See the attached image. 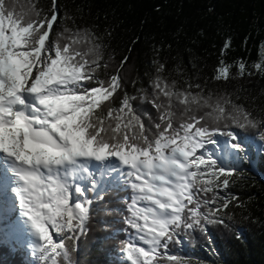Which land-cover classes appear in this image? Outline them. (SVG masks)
<instances>
[{
	"label": "snow or ice",
	"instance_id": "6c2138e0",
	"mask_svg": "<svg viewBox=\"0 0 264 264\" xmlns=\"http://www.w3.org/2000/svg\"><path fill=\"white\" fill-rule=\"evenodd\" d=\"M57 12L55 0L50 17L35 7L17 12L14 0H0V190L18 197L34 255L45 264H58L57 257L76 264V242L95 202L87 193L102 199V182L111 177L109 184L132 193L125 223L135 231L122 242L123 261L205 264L171 248L183 244L184 236L206 234V225L228 227L222 213L235 197L221 192L234 183L245 149L244 138L228 129H264V120L223 96L170 91L159 75L151 82L159 121L149 117L154 132L141 118L147 113L127 93L120 108L105 105L102 114L97 110L121 88V78L95 77L100 45L87 29L55 33ZM228 47L225 43L222 54ZM253 67L264 75V59ZM163 70L159 64L157 73ZM229 70L221 60L215 78L227 79ZM244 71L240 63V74ZM160 93L167 105L158 102ZM174 95L185 105L178 127ZM190 104L209 110L196 116ZM258 135L264 141V130ZM219 137L230 144L223 157L207 147ZM250 139L256 142V136Z\"/></svg>",
	"mask_w": 264,
	"mask_h": 264
},
{
	"label": "trees",
	"instance_id": "16d2710c",
	"mask_svg": "<svg viewBox=\"0 0 264 264\" xmlns=\"http://www.w3.org/2000/svg\"><path fill=\"white\" fill-rule=\"evenodd\" d=\"M55 4L59 21L54 24L55 33L65 28L73 32L87 29L100 45L95 77L104 81L113 75L121 78V88L97 110L102 114L107 113L105 105L120 108L127 93L135 97L133 106L147 113L141 118L154 132L149 117L159 121L151 103L155 99L151 82L159 75L170 91L223 96L254 119L264 120V75L253 67L264 59V0H55ZM14 5L17 12L35 7L49 17L53 10V0H14ZM225 43L229 47L222 54ZM221 60L230 70L227 79L218 80L216 69ZM240 63L245 64L243 75ZM159 64L164 70L157 73ZM158 102L167 105L163 93ZM184 107L174 95V127L179 126ZM190 107L196 116L209 110L194 104ZM112 123L115 125L114 120ZM228 130L248 139L257 137L262 129L232 126ZM255 158L262 177L248 171L242 162L245 170L234 172V183L221 192L235 197L222 213L228 227L206 225V234L194 232L191 239L184 236L183 244L172 247V252L198 257L205 264H264V155ZM88 196L95 202L73 259L76 264H127L121 247L133 232L125 223L130 194L111 187L102 199L96 200L93 192ZM11 233L2 230L0 264H32L27 250ZM57 261L63 264L62 257Z\"/></svg>",
	"mask_w": 264,
	"mask_h": 264
},
{
	"label": "rangeland",
	"instance_id": "374dc122",
	"mask_svg": "<svg viewBox=\"0 0 264 264\" xmlns=\"http://www.w3.org/2000/svg\"><path fill=\"white\" fill-rule=\"evenodd\" d=\"M264 130V129H262ZM251 138V137H250ZM248 138V139H244V145H245V149L243 152L240 153V156L243 157V159L241 161H239L237 164H236V167H237V171H243L245 170V168L242 165V162L245 163V165L248 167L247 170L248 171H251L254 175H256L257 177H262L261 174H259L258 170L256 169V158L255 156H260V155H264V149H260L259 145L264 143V141H261L259 139V135H257L256 137V142H252V140ZM228 140V138H225L223 139L222 137H219V143L217 145H209L207 146L209 150L211 151H214L216 152L218 155L220 156H224L225 154V149L226 148H230V144H226L225 141ZM234 142V141H233ZM248 145H251V148L249 150V148L247 147ZM202 151V150H201ZM229 159V166H231V160H232V157L229 156L228 157ZM112 178L111 177H106L105 178V181L102 182L105 189L106 188H111V187H117L115 186V184H109L108 182L111 181ZM85 183V182H84ZM87 186V184H86ZM123 192H128V194H130V197L132 195L131 193V190L130 189H126V190H123ZM222 195V193H221ZM129 202H131V200L129 199ZM16 215V214H15ZM19 220L21 221H12L11 224H12V229L16 232V233H19L20 236L22 237L21 238V241H22V245L20 246H23V243L26 244V245H29L30 246V255L29 258L31 260V263L32 264H38L39 262H41L42 260H39L38 259V256L37 255H34V250H33V247H32V243H33V237L30 236V237H27V234L25 232V230H23L21 228V226L18 224L20 223L24 228H27V224L24 223V220L21 218V215L19 214ZM5 222L1 221L0 222V228L4 229V227L2 225H4ZM1 229H0V233H1ZM50 231L53 232V236H54V239L58 240V237L55 236L54 234V230H51ZM134 229H133V232L134 233ZM238 234L241 233L240 230H237ZM126 239V238H125ZM44 262V261H43Z\"/></svg>",
	"mask_w": 264,
	"mask_h": 264
},
{
	"label": "bare ground",
	"instance_id": "6f19581e",
	"mask_svg": "<svg viewBox=\"0 0 264 264\" xmlns=\"http://www.w3.org/2000/svg\"><path fill=\"white\" fill-rule=\"evenodd\" d=\"M9 209H11V211H9ZM19 214L21 215V218L25 221V217H23L22 213L18 211L17 207L14 205V202L12 200L4 202L2 198L0 199V222L3 221L7 225V223L12 221H21L19 220ZM2 230L3 228L1 229L0 236L2 235Z\"/></svg>",
	"mask_w": 264,
	"mask_h": 264
}]
</instances>
